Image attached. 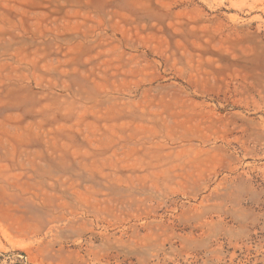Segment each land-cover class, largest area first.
<instances>
[{
    "label": "rangeland",
    "instance_id": "374dc122",
    "mask_svg": "<svg viewBox=\"0 0 264 264\" xmlns=\"http://www.w3.org/2000/svg\"><path fill=\"white\" fill-rule=\"evenodd\" d=\"M0 264H264V0H0Z\"/></svg>",
    "mask_w": 264,
    "mask_h": 264
}]
</instances>
